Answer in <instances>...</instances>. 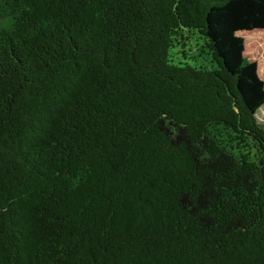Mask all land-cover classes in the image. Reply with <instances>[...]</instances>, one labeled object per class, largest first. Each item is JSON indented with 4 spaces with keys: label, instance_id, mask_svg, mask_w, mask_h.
Returning a JSON list of instances; mask_svg holds the SVG:
<instances>
[{
    "label": "trees",
    "instance_id": "1",
    "mask_svg": "<svg viewBox=\"0 0 264 264\" xmlns=\"http://www.w3.org/2000/svg\"><path fill=\"white\" fill-rule=\"evenodd\" d=\"M264 0H0V264H264Z\"/></svg>",
    "mask_w": 264,
    "mask_h": 264
},
{
    "label": "rangeland",
    "instance_id": "2",
    "mask_svg": "<svg viewBox=\"0 0 264 264\" xmlns=\"http://www.w3.org/2000/svg\"><path fill=\"white\" fill-rule=\"evenodd\" d=\"M250 52L254 54L255 58L261 60L262 73L264 74V35L252 36L250 44ZM259 121L264 124V105L258 111Z\"/></svg>",
    "mask_w": 264,
    "mask_h": 264
}]
</instances>
